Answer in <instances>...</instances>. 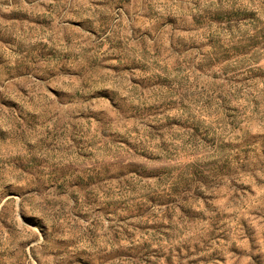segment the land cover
Returning <instances> with one entry per match:
<instances>
[{
    "label": "rangeland",
    "instance_id": "rangeland-1",
    "mask_svg": "<svg viewBox=\"0 0 264 264\" xmlns=\"http://www.w3.org/2000/svg\"><path fill=\"white\" fill-rule=\"evenodd\" d=\"M0 264H264V0H0Z\"/></svg>",
    "mask_w": 264,
    "mask_h": 264
}]
</instances>
